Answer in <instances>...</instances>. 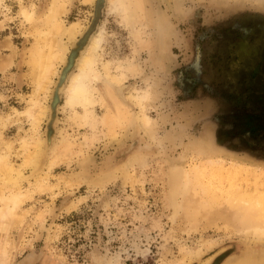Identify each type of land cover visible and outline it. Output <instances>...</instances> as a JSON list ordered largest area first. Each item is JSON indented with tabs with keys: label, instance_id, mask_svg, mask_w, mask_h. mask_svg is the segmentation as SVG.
Instances as JSON below:
<instances>
[{
	"label": "rangeland",
	"instance_id": "obj_1",
	"mask_svg": "<svg viewBox=\"0 0 264 264\" xmlns=\"http://www.w3.org/2000/svg\"><path fill=\"white\" fill-rule=\"evenodd\" d=\"M48 2L0 0V138L6 141L0 152L11 143L15 167L21 163L16 141L29 123L7 120L13 108L25 107L33 86L25 63L33 37L19 7L34 5L41 14ZM93 12L91 4L67 0L60 17L64 25L79 22L81 31L88 26L95 32L104 23L96 68L109 61L116 74V62L137 66L135 76L122 82V93L155 89L147 110L153 129L146 131L139 107L126 99L135 120L113 137L101 125H84L81 107L73 115L60 96L54 138L73 143L77 152L48 171L50 188L29 186L44 174L48 152L35 167L21 168L19 187L30 189L20 206L27 214L11 230L0 222V248L7 234L12 244L7 264H224L241 254L245 237L221 226L191 227L173 206L168 181L178 167L192 180L197 166L212 189L264 193V99L249 93L261 81L254 74L259 61L243 66L235 52L264 49V0H142L132 25L137 38L121 15L106 12V0ZM164 19L166 30L159 24ZM92 111L99 117L104 108L97 103ZM47 121L46 115L36 133L42 139Z\"/></svg>",
	"mask_w": 264,
	"mask_h": 264
},
{
	"label": "bare ground",
	"instance_id": "obj_2",
	"mask_svg": "<svg viewBox=\"0 0 264 264\" xmlns=\"http://www.w3.org/2000/svg\"><path fill=\"white\" fill-rule=\"evenodd\" d=\"M82 1L94 7V16L100 12L105 0ZM66 4L67 0H49L46 10L41 14L36 13L32 4L30 7L24 5L19 7V14L28 23L27 33L33 37V42L27 48L25 60L33 86L25 107L22 110L11 109V115L7 120L13 121L24 117L29 123L27 131L30 132L18 135L16 141L19 147L15 149L14 154L21 156V163L15 167L9 161L11 143H7L5 152H0V222L1 226L9 230L17 228L23 218L22 215L26 213L22 214L23 209L21 210L20 206L28 197L30 189L19 187L18 182L24 178L21 168L35 167L40 158L48 152L44 174L35 178L33 183L29 182L31 184L29 186L36 190L50 188L45 181L48 171L77 152L72 147L73 143L63 139L56 142L54 138V122L60 107V96L63 95L62 106L72 110L73 115L76 116L78 113L76 107H81L82 113L78 117L84 125L91 129L101 125L106 133L113 137L117 128L121 129L135 120V115L130 114L125 103L128 100L140 109L139 123L146 131L153 129L154 121L147 115V110L156 98L155 89L149 87L135 93V88H132L133 92L123 96L122 82L128 76H135L137 66L132 64L122 66L121 62H116L115 69L118 72L112 74L109 71L111 62L106 61L101 63V70L97 69L96 65L102 55L100 51L105 42L104 23L96 27L98 29L95 32L88 26L81 31L82 26L76 21L64 25L60 16L66 12ZM141 7L142 0H106V12L121 15L135 38L137 34L132 25ZM159 24L164 28L165 19ZM78 33L79 38L76 37ZM62 37L72 41V45L67 46ZM96 80L101 81L99 88L94 87L93 83ZM48 96L50 100L46 105L44 100ZM97 103L104 108L99 117L92 111ZM46 115L48 121L42 139L36 133L42 118ZM3 142L6 141L1 139L0 143ZM137 157L133 156V159L128 161L129 165L134 163ZM204 157L209 159L208 162L215 160H211V156ZM192 175L191 180L187 173L178 167L170 176L168 182L173 206L183 211L184 219L191 227L221 226L226 231L239 233L245 237L248 244L241 254L227 257L224 264H264V193L257 188L249 190L241 186L227 187L225 190L212 189L209 184L202 182V174L197 166L192 169ZM178 197L182 201L178 202ZM39 216L36 215L37 218ZM41 218L40 216L39 219ZM218 223L221 225L218 226ZM11 248L12 244L7 234L1 242L0 264H7Z\"/></svg>",
	"mask_w": 264,
	"mask_h": 264
},
{
	"label": "flooded vegetation",
	"instance_id": "obj_3",
	"mask_svg": "<svg viewBox=\"0 0 264 264\" xmlns=\"http://www.w3.org/2000/svg\"><path fill=\"white\" fill-rule=\"evenodd\" d=\"M235 52L238 56L242 55L240 59L242 62H244L243 66L248 63H250L251 65L256 64L259 61V64L257 66V73L256 71L254 72V70L252 72H254V74H257V77L255 76V78H259L261 79V81L257 85H255L256 91L255 92L249 91V93L252 94L251 97H258L264 99V77H262V75L264 76V65H263L264 58H262V55L264 56V49L261 51H257L256 49L255 50L244 49V47H242V48H237ZM250 81L252 83L253 79H251Z\"/></svg>",
	"mask_w": 264,
	"mask_h": 264
},
{
	"label": "water",
	"instance_id": "obj_4",
	"mask_svg": "<svg viewBox=\"0 0 264 264\" xmlns=\"http://www.w3.org/2000/svg\"><path fill=\"white\" fill-rule=\"evenodd\" d=\"M215 264V263H214Z\"/></svg>",
	"mask_w": 264,
	"mask_h": 264
}]
</instances>
